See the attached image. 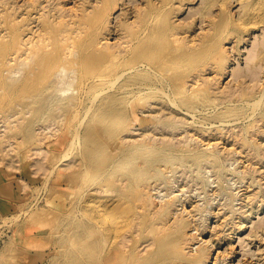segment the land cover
<instances>
[{
	"label": "rangeland",
	"instance_id": "obj_1",
	"mask_svg": "<svg viewBox=\"0 0 264 264\" xmlns=\"http://www.w3.org/2000/svg\"><path fill=\"white\" fill-rule=\"evenodd\" d=\"M262 10L264 0H0V264H89L95 252L98 262L90 206L103 195L123 200L116 238L134 239L137 258L155 250L154 233L178 228L185 253L203 246L206 264H264ZM85 40L120 50L122 74L100 76L106 68L76 54L57 59L65 70L56 72L55 41L74 53ZM139 54L150 63L141 80ZM145 80L157 86L141 90L149 105L136 97ZM113 92L117 117L93 120ZM71 107L78 114H66ZM103 126L115 133H92ZM89 151H101V167Z\"/></svg>",
	"mask_w": 264,
	"mask_h": 264
},
{
	"label": "bare ground",
	"instance_id": "obj_2",
	"mask_svg": "<svg viewBox=\"0 0 264 264\" xmlns=\"http://www.w3.org/2000/svg\"><path fill=\"white\" fill-rule=\"evenodd\" d=\"M135 2V1H134ZM243 2V1H242ZM240 3V1H239ZM202 4V3H201ZM223 5V4H222ZM225 5V4H224ZM203 6V4H202ZM260 6V5H259ZM206 7V6H205ZM250 9H254V8H250ZM73 10V9H72ZM164 10V9H163ZM71 11V10H70ZM157 15V14H156ZM260 18H262V20H264V10H262L261 14H259ZM150 21V20H149ZM228 23V22H227ZM260 23V22H259ZM149 24V23H148ZM253 24V23H252ZM255 24V23H254ZM101 27V25H100ZM148 27V25H147ZM245 27V26H243ZM41 31V30H40ZM146 31V30H145ZM165 32V31H164ZM152 33V31H151ZM166 33V32H165ZM96 34V33H95ZM99 34V33H98ZM153 34V33H152ZM171 34V33H170ZM167 36V35H166ZM105 37V36H104ZM178 37V36H177ZM46 38V37H45ZM49 38V37H48ZM56 38V37H55ZM135 38V37H134ZM47 39V38H46ZM193 40V39H192ZM41 41V40H40ZM39 41V42H40ZM46 41V40H45ZM70 41V40H69ZM72 41V39H71ZM129 41V40H128ZM47 42V41H46ZM130 43V42H129ZM94 42H91V41H83L81 42L80 44L78 43L77 45V50L78 52H74L72 53L70 50L68 51L67 50V53L66 51H62L60 50V46L59 44H57V41H55V71L57 69V71L59 69H64V66L63 65H60L59 64V60L57 59H66V57H68V54L69 55H81L80 57L84 60V63H85V66H87L88 68H94L97 69V70H100V72H103V69L106 68V72H103L101 73L100 76H103V75H106L107 73H117L116 75H120L122 74L120 72V67L121 65L118 64V60L120 59L119 55H120V50L117 51V53L115 54L114 52H111V51H103L101 49V47L99 46H96L94 47ZM122 44V43H121ZM124 44V43H123ZM137 44V43H136ZM96 45V44H95ZM101 45V44H100ZM114 45V44H113ZM117 45V44H116ZM129 46V44H127ZM132 45V44H130ZM139 45V43H138ZM21 46V45H20ZM123 47V46H122ZM140 47V46H139ZM143 47V46H142ZM70 48H73V47H70ZM150 46L148 44L144 45L143 48L139 49V51L141 50H144V51H147V50H150L149 49ZM93 50V52H90L88 53L87 50ZM124 51V50H123ZM143 51V52H144ZM223 51V49H222ZM28 52V51H27ZM28 54V53H27ZM29 55V54H28ZM32 58L33 57H37L38 59V63H43V64H47V66L50 68H52L54 66V63H53V60H49L47 58H44L45 57V54H43L42 52H40L39 50H33L32 51ZM144 55V54H143ZM30 57V55H29ZM39 57V58H38ZM28 58V57H27ZM134 60L136 62V64H134L133 66L135 67L134 71H137L135 74L137 75H134L133 78H137L139 80L142 79L143 75L145 74V72L147 71L146 68L144 67L145 65L144 64H149L150 63L148 62V57H143L141 54L137 55L134 57ZM218 60V59H216ZM69 61V60H67ZM66 61V62H67ZM26 62V61H25ZM114 62H116L114 64ZM217 62V61H216ZM112 63V64H111ZM161 65H163V63H161ZM133 67V68H134ZM149 68V67H148ZM131 70V69H130ZM56 71V72H57ZM128 71V70H127ZM132 71V70H131ZM55 72V73H56ZM61 72V71H60ZM66 72V71H64ZM62 72V73H64ZM125 72V71H124ZM123 72V73H124ZM120 73V74H119ZM58 74V73H57ZM60 74V73H59ZM64 75V74H63ZM63 75H62V79L60 80H63ZM65 76V75H64ZM123 76V75H121ZM120 77V76H119ZM161 77V76H160ZM106 78V77H105ZM115 78H118V77H115ZM163 78V77H162ZM103 78H101L100 80H98L97 82H94V83H91V84H88V88H93L94 85L96 84L99 85L103 82L102 80ZM120 78H118L119 80ZM148 79V78H147ZM198 79V78H197ZM8 80V79H7ZM11 80V78H10ZM130 80H134V79H130ZM88 81V80H87ZM115 81V80H114ZM117 81V80H116ZM198 81V80H197ZM196 82V81H195ZM80 83H81V86L85 85L86 82L83 81L82 79L80 80ZM138 83V91L139 93L136 95L137 99L139 98V102L142 103L143 105H149V102H151L152 99H149L145 96L144 92L141 91V90H144V89H148V88H155L157 87L156 86V83L153 82L152 80H145L143 82H137ZM64 84V83H63ZM109 84V83H108ZM127 84V83H126ZM68 85L69 86V83L66 84V86ZM114 85V84H113ZM111 85V86H113ZM159 85V84H158ZM196 85V84H195ZM194 85V86H195ZM60 86V85H59ZM86 86V85H85ZM105 86V85H104ZM121 86H124V85H121ZM132 86V85H131ZM130 86V88H131ZM101 87V86H100ZM134 87V86H133ZM72 88V87H70ZM103 88V87H102ZM126 88V87H125ZM169 88V86H168ZM113 89V88H112ZM56 90V88H55ZM109 90V89H108ZM120 90V89H119ZM63 91V89H62ZM68 91V90H67ZM93 90H91L90 92H92ZM95 91V90H94ZM122 91V88L121 90ZM137 91V92H138ZM149 91V89H148ZM158 91V90H156ZM161 91V90H160ZM64 92V91H63ZM79 92V91H78ZM101 92V91H99ZM104 92V91H103ZM107 92V91H106ZM105 92V93H106ZM163 92V91H162ZM117 92H113V93H109L108 96H101V100H99V102L96 103V105L94 106L95 108L91 111L92 114V118L93 120L97 119V120H107V119H110V118H116L117 117V108L113 109L111 108L110 106H112L111 104L114 103V100L117 98ZM167 93V92H166ZM102 94V93H100ZM98 94V95H100ZM164 94V93H163ZM162 95V94H161ZM168 95V94H167ZM194 95V94H193ZM120 96V95H119ZM199 96V95H198ZM262 96V95H261ZM168 98V96H167ZM191 98V97H190ZM89 99V98H88ZM124 99V98H123ZM162 99V98H161ZM198 99V98H197ZM90 100V99H89ZM96 99L93 98L92 101H94ZM192 100V99H191ZM90 101V102H92ZM256 101V100H255ZM254 101V102H255ZM211 102V101H209ZM253 102V103H254ZM56 103V101H55ZM69 104V106L73 105L74 104V101H61V100H57V103L56 104H60V105H65V104ZM93 103V102H92ZM95 103V102H94ZM170 103V102H169ZM171 104V103H170ZM214 104V103H213ZM174 105V104H172ZM216 105V104H214ZM90 106H92V104H90L88 107L90 108ZM122 106V105H121ZM177 106V104H176ZM73 107V106H72ZM72 107L66 111V114H70V115H73V114H78V109H72ZM216 107V106H215ZM88 108V109H89ZM104 108H106L104 110ZM142 108V107H141ZM113 109V110H112ZM90 110V109H89ZM87 110L86 112H84L86 115L84 116H87V113H90V111ZM106 111H110V112H106ZM119 112V111H118ZM125 113V112H124ZM78 116V115H77ZM82 117V116H81ZM144 117V116H143ZM164 117V116H163ZM131 118V117H130ZM154 118V117H153ZM133 122V120H132ZM135 122V121H134ZM96 124V123H95ZM125 124V123H124ZM151 124V123H150ZM94 134H102V135H110V133H115V129H109V127H101L99 128V130L95 133L92 132ZM93 135V134H91ZM182 135V134H181ZM148 138V137H147ZM150 138V137H149ZM152 138V137H151ZM106 139V136L105 138ZM113 142V140H112ZM70 143V142H69ZM205 151V150H204ZM207 151V150H206ZM203 152V151H202ZM104 153V152H102ZM197 153V151L195 152ZM65 154V153H63ZM188 154V153H187ZM100 155H101V151H89L88 153V156H90V158L94 161V165H97L98 167H101V160H100ZM218 155V154H217ZM65 155H62L61 158H63ZM66 156H67V153H66ZM144 156V155H143ZM147 156V155H146ZM192 156V155H191ZM141 157V156H140ZM140 157H138V159H140ZM145 157V156H144ZM143 158V157H142ZM147 158V157H146ZM149 158V157H148ZM66 159V158H64ZM145 159V158H144ZM152 159V158H151ZM62 160V159H61ZM134 161V160H133ZM132 162V161H130ZM137 162V161H136ZM143 162H146L145 164L148 166L150 164V161H148L146 159V161H143ZM143 165V166H146V165ZM111 166V165H110ZM138 166V165H137ZM142 166V165H140ZM152 166V165H151ZM136 167V166H135ZM160 174V173H159ZM76 181V180H75ZM173 196L174 193L172 194ZM171 197V196H170ZM169 197V199H170ZM117 198V197H116ZM116 198H114L113 200H117ZM123 197H121L122 199ZM167 198V197H166ZM142 198H140L139 200H141ZM172 199V198H171ZM98 200V199H97ZM138 200V201H139ZM145 199H143L144 201ZM107 201V198L105 197V195H103L97 203H104L103 205V209L100 210L99 207V204H92V206H90V209L92 210V219L94 220V222H98L100 224V228L101 230L99 231V233L101 234L102 236V248H103V252L101 255H99V259H98V262H96V259H93V256L96 257L98 252H95V255L93 253H91L89 255L91 259V261H89V264H165L166 262L167 263H170L172 262V260L174 259H177L179 260V262H184V261H188V262H191V264H206L208 262V260L210 259L209 255L208 254H205L204 253V247L203 246H199V245H196L195 248L198 247L197 249V252L195 254H186L185 251H184V247L181 245V240H182V235L178 232V228H175L174 230L170 231V232H162L160 234H153V242L156 244V248L153 252H150L148 253L147 255H144V256H138V258L135 256L137 252V245H139L138 243H136L134 241V239H132L131 243L128 244V243H125L126 241L125 240H117V235H119V226L117 227V225L119 223H117V221H115V219L118 217L120 218L119 216H121V214L123 213V216H125L124 212L125 210H123V206L121 204L120 201H123V200H117L119 202H116V203H112L111 204H107L106 203ZM124 201H127V200H124ZM147 201V200H146ZM94 202V201H93ZM171 202V201H170ZM91 203V202H90ZM126 203V202H124ZM139 203V202H138ZM145 204V202H144ZM149 204V203H147ZM102 205V204H101ZM128 205V203L126 204ZM130 205V204H129ZM128 205V206H129ZM165 205V203H164ZM182 205V204H181ZM97 206V207H96ZM122 206V207H121ZM125 206V205H124ZM132 206V204H131ZM139 206V205H138ZM143 207V204L141 205ZM160 206V205H159ZM168 203L167 205L165 206V208L163 209L164 211L167 210L168 208ZM125 208V207H124ZM139 208V207H137ZM162 208V207H161ZM126 209H130L128 207H126ZM141 210V208H139ZM154 209V208H153ZM156 209H158L156 207ZM156 211V210H155ZM187 211V210H186ZM125 212H128V211H125ZM130 212L132 213L131 209H130ZM100 213V215H99ZM131 213H128L129 215ZM184 213H185V208H184ZM188 214V213H187ZM152 216V215H151ZM190 216V215H189ZM126 217H127V214H126ZM155 217V216H154ZM99 218V219H98ZM122 218V217H121ZM124 218V217H123ZM122 218V219H123ZM125 219V218H124ZM223 219V218H222ZM120 219H118L119 221ZM168 220V219H166ZM123 221V220H122ZM171 221V220H170ZM97 224V223H96ZM117 224V225H115ZM124 224V222H123ZM127 224V223H126ZM243 224V223H241ZM115 225V226H114ZM124 226V225H121V227ZM242 226V225H241ZM165 227V226H164ZM96 228H94V226L92 224H90V227L86 230V235H85V238H86V241L85 243L87 244L88 247H90V249H92V247L94 245H96V239H95V234H96ZM126 228L123 230L125 231ZM187 230V229H186ZM162 231V230H161ZM193 231V230H192ZM198 231V230H196ZM222 234V233H221ZM69 235V234H68ZM230 235V234H229ZM122 236V235H121ZM97 237V236H96ZM79 238V236L77 237ZM80 238H84V235L81 234ZM79 238V239H80ZM98 239V238H97ZM203 239V238H202ZM201 239V240H202ZM189 240V239H187ZM82 241V239H81ZM208 241V240H207ZM197 242V241H196ZM200 242V241H199ZM206 242V241H205ZM204 242V243H205ZM207 243V242H206ZM188 244V243H187ZM198 244V243H197ZM200 244V243H199ZM211 244V243H210ZM82 245V244H81ZM214 245V244H213ZM98 246V245H97ZM193 246V245H192ZM86 247V246H85ZM214 247V246H213ZM81 248V247H80ZM95 248V247H94ZM193 248V247H192ZM83 249V248H82ZM81 249V250H82ZM194 249V248H193ZM212 250V249H211ZM229 250V249H228ZM97 251V250H96ZM210 251V250H209ZM217 251V250H216ZM227 251V250H225ZM193 252V250H192ZM195 252V251H194ZM100 253V252H99ZM141 253V252H140ZM190 253V252H189ZM88 255V254H87ZM218 256V254H217ZM219 257V256H218ZM212 258V257H211ZM82 259V258H81ZM216 259V258H215ZM93 260V261H92ZM217 260V259H216ZM212 262V261H211ZM215 263V262H214Z\"/></svg>",
	"mask_w": 264,
	"mask_h": 264
}]
</instances>
